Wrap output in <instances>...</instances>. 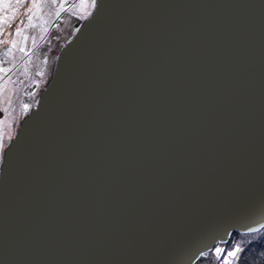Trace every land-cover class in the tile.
Instances as JSON below:
<instances>
[{
  "label": "water",
  "instance_id": "obj_1",
  "mask_svg": "<svg viewBox=\"0 0 264 264\" xmlns=\"http://www.w3.org/2000/svg\"><path fill=\"white\" fill-rule=\"evenodd\" d=\"M260 183L264 0H95L3 151L0 264H193Z\"/></svg>",
  "mask_w": 264,
  "mask_h": 264
},
{
  "label": "rangeland",
  "instance_id": "obj_2",
  "mask_svg": "<svg viewBox=\"0 0 264 264\" xmlns=\"http://www.w3.org/2000/svg\"><path fill=\"white\" fill-rule=\"evenodd\" d=\"M30 3L31 0H26L11 23L3 25L2 33H0V62L4 68H13V62L16 65L12 72L4 74V81L11 77L14 83H6L4 89L0 91V145H2L0 147V163L3 151L15 136L21 120L36 105L39 94L48 83L60 47L71 35L76 23L86 17L93 8V0H83L84 7H74L78 6L81 0H64L65 10L57 18L47 16V13L55 12L60 0H57L56 5H52L51 0H46L48 6L43 9L40 15L46 16L50 24L48 31L43 33V38H41L42 30L40 28L29 29L26 34L35 37L36 44L33 46L31 39L27 41L28 56L25 57V61H21L22 53L17 50H14L11 56L5 57L2 54L11 47L13 39L18 40L17 48L19 47L20 38L15 36V30L18 26L23 27L21 21L27 22L25 12ZM7 14L12 15L11 12ZM24 104L28 105L27 111L23 108ZM248 238L245 234L236 233L229 238L226 245L216 246L224 250L219 258L215 251H209L208 255L200 258L194 264H222V257L231 251L236 243H239L243 248L248 242ZM236 262L237 257L230 259V264H236Z\"/></svg>",
  "mask_w": 264,
  "mask_h": 264
},
{
  "label": "snow or ice",
  "instance_id": "obj_3",
  "mask_svg": "<svg viewBox=\"0 0 264 264\" xmlns=\"http://www.w3.org/2000/svg\"><path fill=\"white\" fill-rule=\"evenodd\" d=\"M26 0H0V33H2L3 25L8 23H11V20L15 18V16L19 13V9L23 7ZM57 0H51L52 5H56ZM46 0H31V3L29 7L26 9L25 15L27 16V22L21 21V25L23 27L18 26L15 30V36L20 38L19 41V47L17 48L18 40L13 39L11 41V47H9L2 55L5 57L11 56L14 50L19 51L22 53V56L20 57L21 61H25V57L28 56L27 51V41L29 39L32 40L33 46L36 44L35 37H30L26 33L29 29H35L40 28L42 30V36L43 33H46L48 31V25L50 24V21L46 18V16H41L40 13L43 12V9L47 7ZM92 6L95 7V0H93ZM74 7H84L83 0H81V3L78 6ZM65 10L64 0H60V3L58 7L55 8V12L49 11L47 13V16H54L59 17L60 13ZM11 12L12 15L9 16L7 13ZM15 63L13 62V68H4L2 66V62H0V91L4 89L6 86V83H14V81L11 80V77L8 78L7 81H4V74L12 72L15 68ZM23 108L25 111L28 109V105L24 104ZM2 147V145H0ZM264 238V234H258L256 240L248 241V245L250 246L252 243L258 242L259 239ZM245 249L240 246L239 243H236V245L232 248L231 251H228L227 254L223 257L222 264H230V258H236L239 256V254L244 251ZM224 250L220 247L215 248V254L217 258L220 257V254ZM201 256H206L208 253H200Z\"/></svg>",
  "mask_w": 264,
  "mask_h": 264
},
{
  "label": "bare ground",
  "instance_id": "obj_4",
  "mask_svg": "<svg viewBox=\"0 0 264 264\" xmlns=\"http://www.w3.org/2000/svg\"><path fill=\"white\" fill-rule=\"evenodd\" d=\"M89 15V14H88ZM87 15V16H88ZM86 16V17H87ZM85 18V17H84ZM83 18V19H84ZM82 19V20H83ZM75 30V29H74ZM73 30V31H74ZM73 33V32H72ZM72 35V34H71ZM70 35V36H71ZM69 36V37H70ZM68 37V38H69ZM67 38V39H68ZM66 39V40H67ZM62 47V46H61ZM260 185V187H262L261 188V198H263L264 199V186L262 185V183H260L259 184ZM168 187V186H167ZM167 187L165 188V190H167ZM255 187H256V185H255ZM163 190V189H162ZM164 191V190H163ZM163 191H160V192H157V193H160L161 195L164 193ZM181 201H183V200H181ZM220 203L221 204H218L217 205V207H216V209L215 210H217V216H216V218L215 219H210V220H208V221H204V222H200V219L199 220H196L197 222V224H200V225H206V224H208L209 222L212 224V226L214 227V226H217L214 230H213V234L215 235V234H220V233H224L225 232V230H226V225H227V219L228 218H226L224 215H222V212H223V210L225 209V206H223V205H225V201L223 200V202H221L220 201ZM183 203L182 202H180V207H181V205H182ZM240 209H236V210H243V207H241V206H238ZM254 215V214H253ZM253 215H251V216H253ZM195 225V226H192L191 227V229L189 230V232H188V234L186 235L188 238H184L183 239V241H182V243H184L185 244V242H188L189 243V237L191 236V232H193V231H200L201 230V227L200 226H198V225ZM264 226V224L262 225V226H260L259 228H256V229H254V230H250V231H233V232H230L229 234H228V237H227V239L226 240H224V241H222V242H216L213 246H212V248L210 249V250H208V251H206V252H204V253H208L209 251H215V248H216V246H220V245H226V243H227V241H228V239H229V237H230V235L232 234V233H234V232H236V233H251V232H256V231H258L259 229H261L262 227ZM204 228V227H203ZM211 237H212V235H210ZM208 234H206V235H204V236H202L201 238H199V239H197L196 240V244H194V245H196V246H203L204 244H205V242H208L207 240L209 239V237H210ZM221 248V247H220ZM223 248V247H222ZM198 250V249H197ZM86 251L88 252V253H90V252H93L94 251V249H88V248H86ZM182 251V252H181ZM181 253L178 255V256H180L181 254H183V255H181V261H183L186 257H187V255H188V253L187 252H189L190 251V249H189V247L187 248V249H181ZM184 253H186L185 255H184ZM222 255V254H221ZM200 257H203V256H199L198 258H197V260L200 258ZM223 258V257H222ZM231 259V258H230ZM196 260V261H197ZM195 261V262H196ZM174 262V261H173ZM194 262V263H195ZM193 263V264H194Z\"/></svg>",
  "mask_w": 264,
  "mask_h": 264
},
{
  "label": "trees",
  "instance_id": "obj_5",
  "mask_svg": "<svg viewBox=\"0 0 264 264\" xmlns=\"http://www.w3.org/2000/svg\"><path fill=\"white\" fill-rule=\"evenodd\" d=\"M78 24H79V22L76 23L75 27ZM235 234H236V232L232 233L230 235V237L232 235H235ZM242 234H245L247 237H249L248 241L256 240L258 234H264V226L261 229H259L258 231H256V232H251V233H248V234L247 233H242ZM243 248L245 250L242 251L239 254V256L237 257L236 264H264V238L259 239L258 242L252 243L250 246L248 245V242H246V244L244 245ZM203 257H205V256H203ZM203 257H200V258H203Z\"/></svg>",
  "mask_w": 264,
  "mask_h": 264
}]
</instances>
